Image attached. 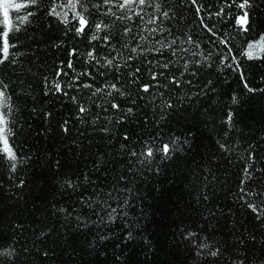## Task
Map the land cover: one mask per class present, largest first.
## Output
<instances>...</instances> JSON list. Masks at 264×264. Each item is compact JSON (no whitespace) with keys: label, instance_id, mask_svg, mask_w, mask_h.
<instances>
[{"label":"trees","instance_id":"16d2710c","mask_svg":"<svg viewBox=\"0 0 264 264\" xmlns=\"http://www.w3.org/2000/svg\"><path fill=\"white\" fill-rule=\"evenodd\" d=\"M47 2L41 0L39 10L32 9L37 13L32 23L17 34L20 47L14 51L23 53L20 61L15 66H0V79L10 84L17 109L16 144L21 154L28 157L15 173L0 157V245L29 249L28 253L20 252L15 257V264H209L211 258L197 256L192 241L184 239L183 234L188 231L225 248L236 243L241 234H255L257 241H247L241 247L251 248V264H258L264 258V228L249 210L234 201L233 194L238 189L248 152L254 150L258 161L264 162V58L241 57V71L246 80L242 79L240 72L220 63L218 53L222 46L211 42L212 37L200 27L194 8L185 3L182 9L177 8L176 19L166 22L171 35H164L168 40L185 33L191 35L200 48L184 47L198 55L179 52L173 57L168 49L163 55L151 52L128 61L130 67L118 70L119 82L130 90V98L136 104L132 105L130 100L124 103L125 98L121 97L117 101L125 108L134 107L135 114L123 124H116L117 114H112V123H107L109 113L91 104L90 90L74 86L66 89L68 96H64L48 93L43 83L44 76L54 78L61 62L69 61L73 48L78 50V55L71 57L75 72L65 68L68 72L62 77L65 83L86 70L92 76H81V82L92 83L94 87L117 82L115 68L85 62L90 47L87 37L77 38L68 30L71 25L66 28L49 17ZM164 2L175 6L180 0ZM201 3L218 5V0ZM254 4L252 28L247 35L235 28L233 18L209 22L217 23V29L229 35L236 50H242L246 41L264 34V0H254ZM211 10L215 11V7ZM128 40L130 46L135 45V40ZM96 47L102 49V42H96ZM176 47H180L179 42ZM106 51L102 49L101 54ZM122 51L125 56L133 55L127 49ZM234 54L239 56L240 52ZM167 58L176 61L169 72L177 75L179 86L161 77V84H168L159 89L163 95L148 96L129 83V73L137 67L141 69L140 83H151L148 61L164 62ZM186 61L189 70L179 76ZM245 83L254 91H249ZM72 96L89 103L90 111L84 117L79 116ZM165 101L170 107H162ZM96 113H100L101 119L92 123ZM65 121L67 132L61 127ZM105 124L109 133L100 131ZM125 134L130 140L123 139ZM157 134L158 143L178 138L179 151L170 160L155 161L152 168L158 165L159 172L138 163L130 172L128 151L141 147L142 141ZM121 144L127 147L122 149ZM85 174L88 181L83 179ZM212 174L215 181L211 187H204L208 183L204 177ZM121 175L127 180L120 182L119 187L127 184L133 190L128 196L130 205L125 209L128 215H120L114 222L99 223L96 214L99 204H93L96 209L93 211L82 198L95 199L99 190L103 199V193ZM68 178L78 181L75 191L67 188ZM205 193L209 196L207 201L203 199ZM120 199H125V194ZM61 208L72 212V217L66 218L59 211ZM210 211L215 212V217L208 215ZM76 216L87 221V226L79 223ZM129 231L133 233L132 239H126ZM41 233L47 235L41 237ZM45 251L47 256L43 254ZM3 264H9L8 260Z\"/></svg>","mask_w":264,"mask_h":264},{"label":"snow or ice","instance_id":"6c2138e0","mask_svg":"<svg viewBox=\"0 0 264 264\" xmlns=\"http://www.w3.org/2000/svg\"><path fill=\"white\" fill-rule=\"evenodd\" d=\"M188 3L194 8L196 19L200 27L212 37L213 43L222 46L219 51L220 63L226 67L234 68L240 72L242 79L244 73L241 71V57L248 60H258L264 58V34H260L258 38L252 41H246V46L242 50L234 49L228 34H222L217 29V23H209L210 21L223 22L226 19L233 18L234 26L239 32L247 35L252 28L251 10L255 7L254 0H218V5H204L201 0H180L178 5L165 4L164 0H48L47 15L54 17L69 31L74 32L77 38L87 37L90 45L86 53V63H94L102 68L117 70V82H106L102 87H94L92 83L81 82V76L91 77L90 71L75 74L69 83H65L62 77L67 76L68 72L65 68L75 72V65L71 57L78 55L76 48L70 49L69 61L65 64L61 62V66L56 69L55 77L50 79L48 76L43 77V83L48 89V93L63 94L68 96L66 89L74 86L79 89H88V100L96 107L102 108L104 113H109L107 123H112V114H117L115 118L116 124H123L127 118L135 114L134 107H123L121 102L117 101L118 97L125 98L124 103L129 100L132 105L136 104L134 99L130 98V90L126 89L119 82L118 70L122 67L129 66L128 61L136 59L138 56L146 53L156 52L163 55L165 50L171 49L173 57L178 56L179 52H191V55H198L197 52L191 51V48L199 49L200 44L193 37L185 33L182 37H173L168 40L165 33L171 35V28L166 26L167 21L176 19L177 8L182 9ZM41 0H0V66H15L20 61L23 53L14 51L20 47V41L17 34L24 31L27 26L32 23V18L36 16L39 10ZM215 7V11L211 9ZM151 9V11H148ZM139 21V23H137ZM117 24L120 25L117 28ZM135 26V30L134 27ZM115 31L116 36H113ZM144 33H147L146 35ZM157 37H160L159 39ZM128 38L135 40L134 46H130ZM113 40L116 42L113 43ZM154 41V43H152ZM96 42H102V49L107 50L101 54L102 49L96 47ZM180 47L177 48V43ZM151 46H148L150 45ZM159 45V47H156ZM190 45L191 48L184 47ZM122 49H127L133 55L125 56ZM239 51L240 55L234 54ZM202 55V54H200ZM123 60L121 64L118 61ZM207 60V57H205ZM103 61V63H101ZM151 65L148 71L151 77V83H140L141 69L137 67L129 73V83L138 87V92H142L148 96L156 94L163 95L159 89L166 88L168 84H161L160 78L165 77L168 83L179 86L180 80L175 73L169 72L171 67H175L176 61L167 58L164 62L159 60L148 61ZM199 61H197V64ZM157 69H159L157 71ZM189 70V62L183 64V71L179 72V76H183ZM104 75V73H101ZM195 75V72L192 73ZM190 83V81H189ZM119 84V86H118ZM245 87L249 91L251 89L247 83ZM156 89V93L153 92ZM47 94V93H46ZM94 98H99L102 103H97ZM110 98V99H106ZM70 99L77 104V111L82 118L90 111L89 103L80 102V98L72 96ZM162 107H170L167 102L162 103ZM35 110V109H34ZM16 105L13 99V92L10 90V84L0 79V157L8 163L11 172L15 173L18 166L26 162L28 157L21 154L15 140L17 118ZM48 115H51L50 113ZM101 119L100 113L94 114L92 123H96ZM232 116L229 114L228 121L231 122ZM62 130L67 132L68 122L62 125ZM100 131L109 133L110 129L107 124L100 128ZM159 134L149 140L141 142V147L132 148L128 151L129 171H132L134 164H140L148 167L150 170L159 172L157 165L154 169L152 165L159 158L161 160H170L173 153L179 151L178 138L170 139L167 142H157ZM123 139L130 140L126 134ZM127 146L121 144L124 149ZM222 148L226 146L221 145ZM131 158H135L133 161ZM262 166H257V164ZM99 164L97 163V168ZM135 175V172H132ZM85 181L89 180L87 174L84 175ZM127 180L126 176H119L116 183L103 193L104 198L100 199L99 190L95 193V199L92 197L82 198L90 209L93 204H99V211H96L97 222L108 223L114 222L120 215L127 216L125 209L130 205L129 195L133 190L125 184L123 188L119 187L120 182ZM207 181L204 187H211V182L215 181V175L205 176ZM23 184V181H21ZM67 188L75 191L78 188V181L68 178L65 180ZM259 189V190H258ZM125 194V199L121 200L120 195ZM203 199L207 201L209 196L207 193L203 195ZM234 201L239 203L241 208H246L252 214L254 219L264 228V162L258 161L254 150L248 152L247 161L241 170V177L237 191L233 194ZM66 218L72 217V212L67 209H59ZM210 217H215V212L208 213ZM75 219L87 226V221L82 217L76 216ZM235 232V229L232 230ZM247 231V230H246ZM47 235L41 233V237ZM185 240H191L196 247V255L209 259V264H251V248L241 247L247 241L255 242L258 237L255 234L240 235L238 241L225 248L221 244H215L208 237H200L198 233L188 231L183 234ZM39 238V237H38ZM105 237H101L104 239ZM132 231L127 232L126 239H132ZM145 241L147 242L146 238ZM28 253L29 249L24 248L17 250L14 245H0V264L5 259L9 264H15V257L20 253ZM225 253H228L226 256ZM241 253H247L242 255ZM45 256L48 253H43ZM258 264H264V258L259 259Z\"/></svg>","mask_w":264,"mask_h":264}]
</instances>
